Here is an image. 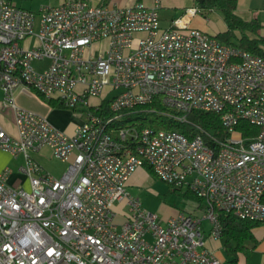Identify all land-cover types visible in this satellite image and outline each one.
<instances>
[{"label": "built area", "instance_id": "obj_1", "mask_svg": "<svg viewBox=\"0 0 264 264\" xmlns=\"http://www.w3.org/2000/svg\"><path fill=\"white\" fill-rule=\"evenodd\" d=\"M161 5L63 0L35 11L0 0V85L17 126L13 135L0 123V149L23 157L29 179L15 186L13 169L0 171V264H223L210 246L223 238L222 213L264 224V43L253 52L190 27L197 6L162 26ZM19 87L85 111L84 121L61 130L16 101ZM158 98L179 120L219 113L229 134L113 125ZM241 120L259 130L245 135ZM44 148L66 163L61 174L34 156ZM141 166L186 187L203 213L146 209L127 188Z\"/></svg>", "mask_w": 264, "mask_h": 264}, {"label": "trees", "instance_id": "obj_2", "mask_svg": "<svg viewBox=\"0 0 264 264\" xmlns=\"http://www.w3.org/2000/svg\"><path fill=\"white\" fill-rule=\"evenodd\" d=\"M109 0H102L98 3L105 4ZM200 11L203 9H219L227 25L225 31L215 35L223 41L234 43L242 48L253 52H262L261 45L264 43V34L260 32L262 24L258 20H245L236 13L237 0H204L199 3ZM253 33V34H250ZM109 100L103 101V107L107 108ZM61 106H64L59 102ZM169 108L165 107L160 99L151 103L137 106L122 118L114 122V126L135 125L138 130L145 127L179 129L188 135H193L197 131H202L206 138L210 136L225 137L229 131L222 124L221 116L214 111L194 109L188 112L185 120H179L170 114ZM237 129L243 130L245 135H250L251 131H258L259 127L246 120H241ZM253 133V132H251ZM148 169L153 172L151 167ZM223 238L225 245L231 252V264H237L238 250L245 251L246 264H261V253L255 249L246 248L244 241L255 240L253 228L262 224L248 218H241L232 213H222Z\"/></svg>", "mask_w": 264, "mask_h": 264}, {"label": "crops", "instance_id": "obj_3", "mask_svg": "<svg viewBox=\"0 0 264 264\" xmlns=\"http://www.w3.org/2000/svg\"><path fill=\"white\" fill-rule=\"evenodd\" d=\"M11 1L16 5H19V6H22L25 8H29V9H33V10H37L40 8V6H42V4H44L46 2L48 4H51V5H56V4H59L60 2H62L63 0H11ZM91 1L98 3L102 0H91ZM109 1L110 2H116L120 5H128V4L133 3L136 0H109ZM143 1L146 4H152L154 2V0H143ZM167 1L170 2L169 0H162L161 8L166 5ZM262 1H264V0H237L236 13L239 16H241L242 18H244L245 20H258L261 23V21L258 19V13L260 10V6L262 5ZM52 2H54V3H52ZM173 2H174L173 3L174 7L181 9L182 13L180 16L185 14L186 10L189 7H193V6L199 7V3L197 2V0H173ZM161 8H160V11H161ZM197 15H198V12L193 16H187L188 25L190 27H199V28L205 29V30H207L213 34L225 31L227 29V25H225V27H223V30L216 31L213 29V27H211V25L208 26L201 19H197L196 18ZM180 16H177V17H180ZM160 17H161V24H162V26H164L163 17L161 16V14H160ZM174 18H176V17L172 14L168 20L169 25L171 24V20ZM260 32H262V34H264V31H262V29L260 30ZM23 43L25 46H28V47L33 46L36 43V38L34 36H30V37L26 38L23 41ZM97 45L98 44H95V46H97ZM48 64H49L48 59L35 62V65L37 66V68H44ZM14 97L20 105L45 115L56 127L60 128L61 130L65 131L69 134H72L75 131L76 127L84 121V119L83 120L80 119L79 121H77V120L75 121L74 119L71 121L60 119V115L63 113V111H61L60 108L64 107V106H61L59 104V100H57L55 98L45 99L38 92H36L32 89H28L25 87L24 88L23 87L16 88L14 91ZM3 99H4V92H3L2 87L0 85V123L9 133L16 135L17 134V126L16 125L14 126V123H16L15 112H14L12 107L4 106ZM99 101H100V98H98V97L90 98L91 103H97ZM7 114L11 116V120H12L13 124L9 123V121L6 117ZM0 151L9 153V152L4 151L2 149H0ZM34 153H36V154H34V156L44 165V167L46 169L50 170L51 172L55 173V174H58V175L61 174L62 171L66 167V163L55 158L51 154V151L49 148H44L43 150H41L39 152H34ZM19 157H22V156H19ZM22 160H23V157H22ZM6 166H9V165L4 164L3 162L0 161V171ZM148 170L149 169L147 166H141V167L137 168L132 173V175L130 176V178L128 179V182H127V188L129 191L132 190V188L135 185L140 184L144 180V177L146 176ZM13 172L14 173L10 179V181L12 180L14 182V183H12L13 185H15V186L22 185L25 187H29V179L26 176L19 174L18 170H15V169H13ZM130 192L132 193V191H130ZM201 203H202V201H201ZM119 208H120V206L118 204H116V209L119 210ZM173 215H175V214H173ZM118 219L121 220V216H119ZM261 225H264V224H260V225L255 226L253 228V232L254 233L258 232L259 226H261ZM221 241H222V239L218 240V241L211 240L210 246L216 251V249H218V247L221 245Z\"/></svg>", "mask_w": 264, "mask_h": 264}, {"label": "rangeland", "instance_id": "obj_4", "mask_svg": "<svg viewBox=\"0 0 264 264\" xmlns=\"http://www.w3.org/2000/svg\"><path fill=\"white\" fill-rule=\"evenodd\" d=\"M169 1L170 2H166V5L162 7L160 11L161 16L163 17L164 26L169 25L168 20L172 14L177 17L182 13L180 8L173 6V0ZM44 4L48 3L46 2ZM196 18L201 19L208 26L211 25L216 31L223 30V27L226 25L222 12L216 8L209 10L203 9L202 12H198ZM258 19L263 24L261 29L264 31V1H262V5L260 6ZM60 110L63 111L60 115V119L62 120L71 121L74 119L75 121H79L80 119H85L86 113L83 110H74L73 108L66 106L61 107ZM6 117L9 123L13 124L11 116L7 114ZM15 125L16 123H14V126ZM0 161L15 170H18L20 164L23 162L22 157L15 158L9 153L2 151H0ZM11 183L14 182L11 180ZM130 191H132V195L141 199L143 206L146 209L159 213L163 219H166L179 211H188L198 215L203 213L201 199L195 196V194L183 186L175 188L168 182L161 180L149 170L147 171L144 180L140 184L135 185ZM126 209L127 208H123L124 211ZM254 235L256 238L255 240L247 239L243 244L246 248L248 247L259 251L261 253V264H264V225L259 226L258 232H255ZM215 253L223 261V264H231L230 260L233 254H231L226 247L224 238H222L221 245L216 249ZM237 254V264H246L245 251L239 249Z\"/></svg>", "mask_w": 264, "mask_h": 264}, {"label": "water", "instance_id": "obj_5", "mask_svg": "<svg viewBox=\"0 0 264 264\" xmlns=\"http://www.w3.org/2000/svg\"><path fill=\"white\" fill-rule=\"evenodd\" d=\"M204 0H197L198 3H202Z\"/></svg>", "mask_w": 264, "mask_h": 264}]
</instances>
